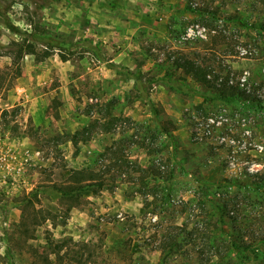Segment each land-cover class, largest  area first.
Wrapping results in <instances>:
<instances>
[{"label": "rangeland", "instance_id": "374dc122", "mask_svg": "<svg viewBox=\"0 0 264 264\" xmlns=\"http://www.w3.org/2000/svg\"><path fill=\"white\" fill-rule=\"evenodd\" d=\"M188 1L0 0L1 46L27 38L40 54L50 35L70 52L25 54L0 92V264H264V38L230 27L243 45L216 44ZM237 1L228 11L262 18ZM181 53L253 86L262 107L195 82ZM153 160L169 179L144 187L131 163ZM85 167L104 186L64 197Z\"/></svg>", "mask_w": 264, "mask_h": 264}, {"label": "trees", "instance_id": "16d2710c", "mask_svg": "<svg viewBox=\"0 0 264 264\" xmlns=\"http://www.w3.org/2000/svg\"><path fill=\"white\" fill-rule=\"evenodd\" d=\"M215 0H189L188 4H185L184 9L196 17L201 19V27H209L218 33L216 44H224L228 47H233L239 44V40L233 38V34L230 33V27L235 28L236 30H250L259 35V38H264V14L260 19H250L245 16L237 5H234L236 8H233L228 11L226 4L233 5L237 0H223L222 7L212 4ZM247 0H238L237 2H245ZM247 2L251 3V7L260 4L264 8V0H249ZM262 11V10H261ZM5 27L17 34L20 33L19 28L14 25L10 20L4 19L3 21ZM242 36V35H240ZM46 41L44 42V48L40 54L35 51L33 45L30 42H27V38H23L19 41H11L9 46L6 47L8 54L12 55V63L14 65V70L11 74L5 73L0 69V92L4 89H7L13 78H16L20 75V66L19 60L27 53L34 54L37 60H42L49 55H51L55 49L62 60H67L69 58V53H63V50L68 48V44L58 40L50 35H46ZM191 39L199 40V35L194 34L191 36H186L185 40ZM246 45L248 42H245L240 39ZM264 39L254 40V48L257 49L258 56L264 57ZM4 46L0 45V53L2 50L6 49ZM173 65L175 68L180 69L184 74H189L193 77L195 82L204 85L206 88L214 89L216 95L224 100L231 101L235 99H241L243 101H249L251 107H262L259 102V99L254 95V87L239 85L240 80L232 78L229 75V72H224V68L220 66H215L212 62H207L203 58L191 57L187 54L181 53L173 58ZM219 67V68H218ZM232 81V82H230ZM110 148H107V150ZM105 149V151H107ZM120 162L118 167L128 164V160L118 157ZM134 166V170L139 173L137 176L138 181L143 184L144 187L147 185L148 179H161L168 180L169 174L164 172L160 166V162L155 160L151 161L147 166L141 167L139 164L133 162L131 163ZM70 184L65 188V190H59L64 197L77 201L79 195L87 190L96 191L101 189L104 186L103 175L98 171L85 167L80 169H73L69 174ZM264 183L259 182L255 184V188H263ZM149 190H142L146 197L149 195H154V188H148ZM148 191V193L146 192ZM217 208V206H216ZM44 219L46 217L44 216ZM225 249L226 255L234 250L233 244ZM237 247V246H236ZM239 247L235 250L238 252ZM217 255V254H216ZM218 257H223L221 254H218ZM47 261V259H43Z\"/></svg>", "mask_w": 264, "mask_h": 264}, {"label": "built area", "instance_id": "2783aa9c", "mask_svg": "<svg viewBox=\"0 0 264 264\" xmlns=\"http://www.w3.org/2000/svg\"><path fill=\"white\" fill-rule=\"evenodd\" d=\"M185 37H186V35H185ZM188 37H189V36H188ZM230 82H232V81H230ZM239 85H240V86H244L243 81H241V82L239 83Z\"/></svg>", "mask_w": 264, "mask_h": 264}]
</instances>
